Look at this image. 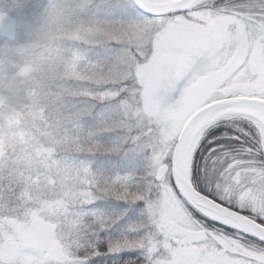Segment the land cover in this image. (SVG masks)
<instances>
[{"label": "snow or ice", "instance_id": "snow-or-ice-1", "mask_svg": "<svg viewBox=\"0 0 264 264\" xmlns=\"http://www.w3.org/2000/svg\"><path fill=\"white\" fill-rule=\"evenodd\" d=\"M90 7L129 70L79 82L90 158L0 183V264H264V0Z\"/></svg>", "mask_w": 264, "mask_h": 264}, {"label": "trees", "instance_id": "trees-1", "mask_svg": "<svg viewBox=\"0 0 264 264\" xmlns=\"http://www.w3.org/2000/svg\"><path fill=\"white\" fill-rule=\"evenodd\" d=\"M100 2L102 0H0V13L12 17L14 14L26 30L25 33L23 27L20 35L14 36L0 30V183L38 167L90 158L78 155L86 154L78 148L87 139V121L81 114L78 117L73 113H80L79 82L90 80L93 71L85 62L87 57L92 59L106 48L80 44L61 35L62 27L70 26L74 13L72 4L83 12L75 19L79 23L92 9L95 12L90 6ZM48 28L57 34L49 38L50 41ZM71 28L67 32L72 33ZM17 29L20 31L19 25ZM39 45H43L42 51ZM32 48L34 54L28 58ZM77 51L82 54L81 64L75 69L79 76L70 71L69 54ZM69 100L75 103L70 105Z\"/></svg>", "mask_w": 264, "mask_h": 264}, {"label": "rangeland", "instance_id": "rangeland-1", "mask_svg": "<svg viewBox=\"0 0 264 264\" xmlns=\"http://www.w3.org/2000/svg\"><path fill=\"white\" fill-rule=\"evenodd\" d=\"M72 5H73L72 7L74 9V13L72 14L70 26L68 28L62 27L61 37L64 39H73L74 41L79 42L80 44L90 43L95 45V48H106L105 50L107 49L114 50L110 55L103 58H99L98 63H97L98 60L97 56L91 59V63H87L93 69L92 74L90 75V80H103L104 82H110V81L114 82L117 78H123L129 70V64L131 63V56L130 54L124 51H115V50L121 49L127 45L129 41L128 35L124 33L116 32L114 30V27L110 23L105 21L102 17H98L97 15H95L93 9L91 11L92 12L91 14H89L88 16L85 15V19L78 23V20L75 19L79 16H82L83 12L79 10L77 11L76 7H74L75 4ZM2 14H4V12L0 13V30H2V33L6 31L10 35L14 36V35H20L23 27L25 30V26L19 23V21L17 20L18 18H15L14 14L13 17ZM68 23L69 20H67V24ZM17 25H19L20 31H18ZM69 28H71L72 33L67 32ZM48 29L50 33L47 36V38L50 41L49 38L57 37V34L54 29H53L54 31H52V28H48ZM41 46L43 45H39L40 51H42ZM33 54L34 51L32 48L29 51L28 58H30L31 55ZM0 66H2L1 60H0ZM146 71L147 68L138 69V73L142 74L143 77H145ZM63 83L67 85L66 81ZM69 103L70 105H72L75 102L74 101L70 102L69 100ZM73 115L74 116L78 115V117H80V113L78 112L77 113L74 112ZM79 120L80 118L77 119L76 125H78ZM14 138H16V136ZM61 138L62 136H60L59 141H61ZM73 150L74 149H72L71 151ZM78 151H80L79 148ZM78 155H80L81 157H85L87 154L80 153ZM63 158L64 156L61 157L62 160Z\"/></svg>", "mask_w": 264, "mask_h": 264}, {"label": "water", "instance_id": "water-1", "mask_svg": "<svg viewBox=\"0 0 264 264\" xmlns=\"http://www.w3.org/2000/svg\"><path fill=\"white\" fill-rule=\"evenodd\" d=\"M150 78H151V72H150L149 69H147L146 75H145V79L147 80V79H150Z\"/></svg>", "mask_w": 264, "mask_h": 264}]
</instances>
